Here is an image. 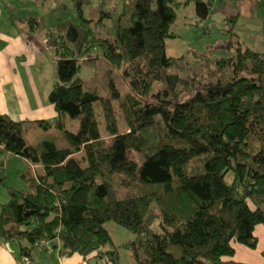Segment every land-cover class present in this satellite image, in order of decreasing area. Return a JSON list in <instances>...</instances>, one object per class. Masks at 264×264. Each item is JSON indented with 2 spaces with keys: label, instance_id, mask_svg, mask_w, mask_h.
<instances>
[{
  "label": "trees",
  "instance_id": "obj_1",
  "mask_svg": "<svg viewBox=\"0 0 264 264\" xmlns=\"http://www.w3.org/2000/svg\"><path fill=\"white\" fill-rule=\"evenodd\" d=\"M70 1L79 24L61 22L42 34L58 67L49 91L55 120L0 112V145L35 166L31 176L23 173L30 190L8 186L0 244H21L18 264H44L36 250L52 253L57 239L63 256L126 264L107 220H125L120 203L134 200L131 264H253L224 255L232 242L257 248L264 225V52L239 40L230 57L169 56L179 9L205 2L212 13L216 0H128L108 36H98L85 14L93 0ZM230 19L235 25L241 13ZM24 21L26 34L42 33L38 17ZM96 47L133 88L123 110L85 86L82 59ZM131 151L140 158L135 177ZM89 179L96 181L85 202L76 201Z\"/></svg>",
  "mask_w": 264,
  "mask_h": 264
},
{
  "label": "rangeland",
  "instance_id": "obj_2",
  "mask_svg": "<svg viewBox=\"0 0 264 264\" xmlns=\"http://www.w3.org/2000/svg\"><path fill=\"white\" fill-rule=\"evenodd\" d=\"M128 0H93L85 7V14L88 18H93V27L98 36H108L115 32L118 26L120 14L124 4ZM258 0H227L222 3L216 0L213 12L207 18H202L198 13V2L182 6L178 11V20L173 27L174 33L167 35V51L169 56H181L186 53H206L214 51V58L230 57L233 55L239 40L246 42L251 47L264 52V6H258ZM110 12V15L105 13ZM241 13V19L233 25L230 16ZM50 19L44 20V24L54 26L65 21H73L79 24L77 12L66 5L57 7V11L49 12ZM50 26V27H51ZM237 32L232 33L231 28ZM46 42V38L43 36ZM46 52L37 55L39 61L38 68L34 67L37 80H40V90L43 95V107H38V102H33L29 115L22 119H35L48 116L51 121L56 118V111L46 95L51 90L59 77L54 48L46 42ZM83 68L81 75L84 78L85 86L89 89L98 90L101 94L111 97L114 105L120 109L133 88L124 76L120 68L112 67L103 57L102 49L94 48L82 59ZM46 92V93H45ZM31 104V101H30ZM16 118L15 116H12ZM79 125L80 120H75ZM71 125V123H70ZM71 127H74L71 125ZM58 135L52 130L51 136ZM36 134L26 133L28 141L33 142ZM59 144H65L61 137H58ZM140 158L135 151L130 152L129 169L133 177L139 170ZM35 172L34 164L28 159L11 154L0 145V212L3 203L10 198L8 186L18 189L30 190L29 183L23 176L26 173L31 176ZM4 179V180H3ZM3 180V181H2ZM95 179L84 181L76 192L74 199L84 203L89 187ZM131 205L120 203V207L126 219L108 218L107 225L121 251L123 262L131 264L137 255L135 247V229L138 225L136 218V202L132 200ZM261 228H259V231ZM261 232V231H260ZM262 233V232H261ZM263 241L255 249L244 244L232 242L225 252V258H237L249 260L253 264H264V233ZM60 240L57 239L56 242ZM55 242V243H56ZM18 247V244H17ZM55 251V249H54ZM84 257V256H83Z\"/></svg>",
  "mask_w": 264,
  "mask_h": 264
},
{
  "label": "crops",
  "instance_id": "obj_3",
  "mask_svg": "<svg viewBox=\"0 0 264 264\" xmlns=\"http://www.w3.org/2000/svg\"><path fill=\"white\" fill-rule=\"evenodd\" d=\"M63 5L73 8L70 0H0V112L22 119L30 114V105L34 101L38 102L39 108L43 107L41 82L37 80L34 70V67L38 68L37 55L46 52L44 31L51 26L43 25V21L50 19L51 10L57 11V7L62 8ZM30 17H38L41 21L42 33L38 36L25 33L24 19ZM49 91L45 92L46 95H49ZM259 228L264 233V225L257 230L261 243L263 234ZM55 242L52 241L55 249L52 253L38 247L36 256L39 261L44 264H90L79 253L61 255V241ZM20 245L19 242L0 244V264H18Z\"/></svg>",
  "mask_w": 264,
  "mask_h": 264
},
{
  "label": "water",
  "instance_id": "obj_4",
  "mask_svg": "<svg viewBox=\"0 0 264 264\" xmlns=\"http://www.w3.org/2000/svg\"><path fill=\"white\" fill-rule=\"evenodd\" d=\"M198 13L202 18H207L209 16L210 10L209 6L205 2H198Z\"/></svg>",
  "mask_w": 264,
  "mask_h": 264
},
{
  "label": "built area",
  "instance_id": "obj_5",
  "mask_svg": "<svg viewBox=\"0 0 264 264\" xmlns=\"http://www.w3.org/2000/svg\"><path fill=\"white\" fill-rule=\"evenodd\" d=\"M42 243L43 244H48V241L47 240H43Z\"/></svg>",
  "mask_w": 264,
  "mask_h": 264
}]
</instances>
